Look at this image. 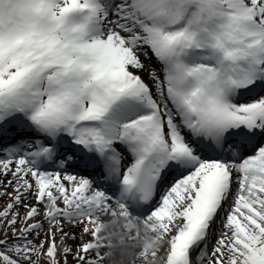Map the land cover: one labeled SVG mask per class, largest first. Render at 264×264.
Listing matches in <instances>:
<instances>
[{"label": "snow or ice", "instance_id": "obj_1", "mask_svg": "<svg viewBox=\"0 0 264 264\" xmlns=\"http://www.w3.org/2000/svg\"><path fill=\"white\" fill-rule=\"evenodd\" d=\"M0 196V264H264V0H0Z\"/></svg>", "mask_w": 264, "mask_h": 264}, {"label": "bare ground", "instance_id": "obj_2", "mask_svg": "<svg viewBox=\"0 0 264 264\" xmlns=\"http://www.w3.org/2000/svg\"><path fill=\"white\" fill-rule=\"evenodd\" d=\"M141 74H143V73H141ZM9 190H11V189H9ZM7 199H8L7 197L0 196V205H3L6 202ZM67 230L75 231L76 234H77V239L75 241H71V243H73V244L79 243L80 230L78 228L77 229H71V226H66V231ZM70 261H71V258H69V262Z\"/></svg>", "mask_w": 264, "mask_h": 264}, {"label": "rangeland", "instance_id": "obj_3", "mask_svg": "<svg viewBox=\"0 0 264 264\" xmlns=\"http://www.w3.org/2000/svg\"><path fill=\"white\" fill-rule=\"evenodd\" d=\"M32 201H29V203H31ZM0 206H2V205H0ZM21 211H23L22 209H21ZM45 227H47V225H45ZM0 234H2V233H0ZM10 235V234H9ZM43 235V234H42ZM71 263V261L69 262V264ZM40 264H43V261H41L40 262Z\"/></svg>", "mask_w": 264, "mask_h": 264}]
</instances>
